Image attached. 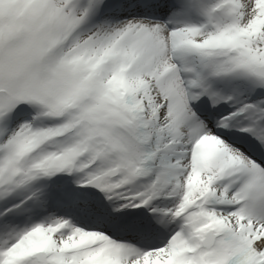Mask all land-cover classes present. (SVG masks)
Masks as SVG:
<instances>
[{
	"label": "snow or ice",
	"instance_id": "obj_1",
	"mask_svg": "<svg viewBox=\"0 0 264 264\" xmlns=\"http://www.w3.org/2000/svg\"><path fill=\"white\" fill-rule=\"evenodd\" d=\"M0 264H264V0H0Z\"/></svg>",
	"mask_w": 264,
	"mask_h": 264
}]
</instances>
